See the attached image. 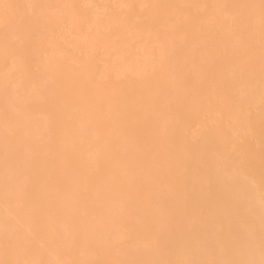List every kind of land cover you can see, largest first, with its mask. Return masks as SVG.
I'll return each instance as SVG.
<instances>
[{
    "label": "bare ground",
    "instance_id": "6f19581e",
    "mask_svg": "<svg viewBox=\"0 0 264 264\" xmlns=\"http://www.w3.org/2000/svg\"><path fill=\"white\" fill-rule=\"evenodd\" d=\"M0 264H264V0H0Z\"/></svg>",
    "mask_w": 264,
    "mask_h": 264
},
{
    "label": "rangeland",
    "instance_id": "374dc122",
    "mask_svg": "<svg viewBox=\"0 0 264 264\" xmlns=\"http://www.w3.org/2000/svg\"><path fill=\"white\" fill-rule=\"evenodd\" d=\"M68 47V46H67Z\"/></svg>",
    "mask_w": 264,
    "mask_h": 264
}]
</instances>
